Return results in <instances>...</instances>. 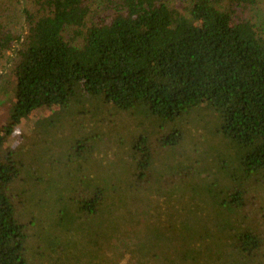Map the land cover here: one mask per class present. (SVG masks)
Instances as JSON below:
<instances>
[{"label":"trees","instance_id":"trees-1","mask_svg":"<svg viewBox=\"0 0 264 264\" xmlns=\"http://www.w3.org/2000/svg\"><path fill=\"white\" fill-rule=\"evenodd\" d=\"M261 6L264 0H0V61L11 62L14 75L0 122V264H29L14 200L18 185L25 191L41 184L38 149L63 145L59 158L80 173L93 158L107 157L108 120L130 137L129 144L120 140L130 155L125 189L158 199L173 220L189 192L202 227L214 228L219 247L237 258L232 264H255L263 238L235 221L257 205L250 191L264 183V19L255 14ZM32 116H40L32 146H6ZM73 121L78 132L67 125ZM63 133L64 141L54 139ZM200 133L211 145L192 157L185 145ZM162 158L169 163L162 166ZM87 181L74 209L94 221L108 199L102 185ZM160 212L152 219L164 230ZM184 222L173 240L180 244L153 253L149 264L212 263L206 249L192 245L205 238L191 239L194 224Z\"/></svg>","mask_w":264,"mask_h":264},{"label":"rangeland","instance_id":"rangeland-1","mask_svg":"<svg viewBox=\"0 0 264 264\" xmlns=\"http://www.w3.org/2000/svg\"><path fill=\"white\" fill-rule=\"evenodd\" d=\"M261 12H264L263 6L255 12L259 20L264 19ZM12 65L11 62L3 64L2 60L0 61V122L6 121L7 109L11 105L13 95L11 88L14 80L11 72ZM38 117L40 116L26 118L24 123L17 125L6 146L12 149L20 148L22 151L28 147V144L32 146V141L36 139L32 137L31 131L34 130V122ZM78 123L73 121L72 124H67L70 131L78 132ZM103 126L104 133L108 135L106 146L109 148V153L106 149L102 151L107 157L101 163L93 158L78 173L76 170L67 168L59 158L65 149L63 145L61 150L49 148L45 151L39 148L37 153L42 162L39 170L42 176L39 179L41 184L31 186L25 191L18 185L19 192L14 201L18 208L17 219L26 225L28 233L29 264H100L101 262L103 264H149V257H152L153 253H159L170 246L180 244L179 241L173 240L174 235L179 237L178 228L183 218L184 223L194 224L190 230L191 239L205 238L202 242H192L196 250L206 249L210 253L207 260L212 261L211 264L215 262L232 264L236 257L232 251H229L227 245L219 247V235L214 228L206 230L202 227L203 214L196 213V206L189 192H187L185 201H181V204L178 202L180 204V209L176 213L178 217L175 214L176 220H173L174 215L168 213V208L158 199L151 198L146 193L137 194L125 189L128 183L126 169L130 161L127 158L130 155L127 156V148L120 140L122 138L129 144L130 137H121L123 135L118 132L119 126L116 120H108ZM103 128L101 132L104 139L107 135L103 133ZM193 135L195 140H189L185 145L190 149V155L192 157L205 156L211 145L210 136L205 138L201 133ZM54 139L59 142L64 141L66 137L63 133ZM222 144L220 142V148H223ZM95 145L102 147L100 139ZM36 149L35 146L30 149V152ZM22 155L24 161L28 162L27 153L22 152ZM136 156L139 157V155ZM44 158L46 164H43ZM166 161L168 164L169 160L162 158L160 164L164 166ZM26 164L31 174V168L28 163ZM87 178H91L92 185L104 187L109 202H107L106 211L101 212L98 219L94 221L88 218L81 219L77 210L74 209L77 195L83 192V186L80 185L86 184ZM136 178L137 176L134 180ZM144 183V176L138 178L135 189L142 188ZM160 188L158 184V189ZM250 193L258 200L257 205L245 208L235 223L236 226L251 227L259 232L263 243L259 248L255 264H264V183L256 185ZM191 204L195 211L193 213L187 212ZM204 208H209L208 211L212 208L205 198ZM158 212L161 213L158 223L163 226L164 230L153 222L152 218ZM210 216L211 212L208 213V218ZM169 228L174 230L171 232ZM153 233L160 243L154 241L151 235Z\"/></svg>","mask_w":264,"mask_h":264}]
</instances>
